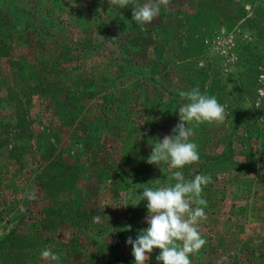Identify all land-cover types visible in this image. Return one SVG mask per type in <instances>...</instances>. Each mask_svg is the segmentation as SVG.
Instances as JSON below:
<instances>
[{
	"label": "rangeland",
	"instance_id": "rangeland-1",
	"mask_svg": "<svg viewBox=\"0 0 264 264\" xmlns=\"http://www.w3.org/2000/svg\"><path fill=\"white\" fill-rule=\"evenodd\" d=\"M262 78L264 0H170L143 25L108 0H0V264H135L143 189L177 170L212 178L192 264H264ZM194 87L226 120L162 171L147 158Z\"/></svg>",
	"mask_w": 264,
	"mask_h": 264
},
{
	"label": "clouds",
	"instance_id": "clouds-1",
	"mask_svg": "<svg viewBox=\"0 0 264 264\" xmlns=\"http://www.w3.org/2000/svg\"><path fill=\"white\" fill-rule=\"evenodd\" d=\"M108 2L111 7L132 5L133 20L140 25L153 22L159 16L161 6L167 7L170 4V0H147L143 4L137 0ZM179 96L186 102L178 109L179 122L172 129L173 135H165L159 140L147 158L149 164L158 167L167 163L170 170L183 169L200 159L198 145L190 140L194 134L190 125L199 126L205 122L222 124L226 120L225 106L215 96L202 93L198 87L181 91ZM164 102L167 103V97ZM170 179L177 182L174 185L143 189L142 199L147 200L149 213L145 220L149 226L140 229L135 239L130 236L126 241L132 246L135 264H147L150 254L156 248L161 250L156 260L163 264H192L190 256L198 253L206 244L199 231V224L207 216L203 207H193V204L207 205L202 192L212 182L211 176L198 174L186 180L182 171L177 170L172 172ZM28 198L35 199L36 196L30 193ZM128 228L131 230L130 225ZM41 258L45 261H59V256L48 248L42 250Z\"/></svg>",
	"mask_w": 264,
	"mask_h": 264
},
{
	"label": "crops",
	"instance_id": "crops-1",
	"mask_svg": "<svg viewBox=\"0 0 264 264\" xmlns=\"http://www.w3.org/2000/svg\"><path fill=\"white\" fill-rule=\"evenodd\" d=\"M206 188H207L209 191H212V189H211L210 186H206Z\"/></svg>",
	"mask_w": 264,
	"mask_h": 264
}]
</instances>
